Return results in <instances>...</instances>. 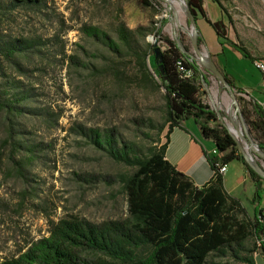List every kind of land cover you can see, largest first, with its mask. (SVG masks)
Masks as SVG:
<instances>
[{"label": "rangeland", "instance_id": "obj_1", "mask_svg": "<svg viewBox=\"0 0 264 264\" xmlns=\"http://www.w3.org/2000/svg\"><path fill=\"white\" fill-rule=\"evenodd\" d=\"M176 1L170 8L161 1L146 6L142 0H36L37 5L0 0V43L21 41L24 45L12 59L0 56V83L20 81L19 90L28 94L21 114H0L4 155L0 263L19 259L33 243L50 238L63 221L93 226L128 222L127 196L119 182L133 170L110 159L79 133L82 129L113 130L123 142L137 144L143 154L165 142V91L153 74V81L143 82L141 59L154 55L155 49L165 51L159 30L163 38L179 39L194 53L191 38L183 30L191 31L185 11L188 0ZM176 15L180 26L174 22ZM121 25L135 33L130 49L114 52L91 37L95 32L119 45ZM197 27L200 35L201 28H206L214 36L204 20L199 19ZM200 49L209 55L203 43ZM224 49L229 73L236 81L247 82L253 97L264 103L261 74L239 53ZM209 82L210 93L202 90V101L220 114L218 125L236 135L227 116L235 112L229 94L220 90L214 76L209 75ZM235 94L250 137L260 147L264 135L252 128V121H258L257 106L264 110V105ZM240 144L250 155L248 143L240 140ZM29 148L35 159L21 170L19 163L30 155ZM252 155L264 167V161ZM235 165H229L228 188L250 207L249 184H243ZM246 246L255 249L254 239ZM209 264L236 262L226 251L211 257Z\"/></svg>", "mask_w": 264, "mask_h": 264}, {"label": "trees", "instance_id": "obj_2", "mask_svg": "<svg viewBox=\"0 0 264 264\" xmlns=\"http://www.w3.org/2000/svg\"><path fill=\"white\" fill-rule=\"evenodd\" d=\"M14 1L37 5L36 0ZM142 1L146 6H151V1L161 4L158 0ZM206 1L188 0L187 3L197 22L204 20L219 38L227 40L223 23L210 20ZM212 1L225 14L220 0ZM139 34L146 35L141 31ZM134 35L121 25L119 45H114L105 36L91 33V37L114 52L130 49ZM157 36L167 45L162 52L163 73L152 54L144 55L141 65L144 67L143 82L153 81L154 75L165 91L164 129L168 128L165 142L143 154L137 144L123 142L113 130L82 129L79 133L110 159L133 170L123 175L119 182L127 196L128 222L93 226L86 222L63 221L50 238L33 243L19 259L0 264H209L211 257L226 251L231 253L236 264H256L255 255L264 256V244L261 247L257 244L264 237L263 211L256 214L257 209L255 215L250 216L242 200L227 193L220 168H227L233 162L243 166L255 186L251 203L255 202L257 208L262 201L264 180L249 167L227 129L218 125L217 114L202 101L201 77L209 86L210 74L192 62L176 41L163 38L160 30ZM201 43L199 39V45ZM22 48L21 41L0 43V56L12 59ZM186 49L189 51L188 47ZM244 56L249 58L247 53ZM223 73L231 84L228 74ZM19 84L20 81L9 80L0 83V114L17 115L24 110L22 104L28 94L19 90ZM255 114L258 121H252V128L264 135L263 108L257 106ZM189 120L199 126L206 139L212 140L217 152L213 157L207 156L212 179L201 188L166 159L172 132ZM15 146L21 148L19 143ZM259 146L264 150V142ZM27 151L30 155L19 163L21 170L35 159L32 148ZM3 157L0 151V165ZM21 170H18L20 175ZM252 239L255 249L246 246Z\"/></svg>", "mask_w": 264, "mask_h": 264}, {"label": "crops", "instance_id": "obj_3", "mask_svg": "<svg viewBox=\"0 0 264 264\" xmlns=\"http://www.w3.org/2000/svg\"><path fill=\"white\" fill-rule=\"evenodd\" d=\"M220 2L225 8V14L217 3H214L212 0H207L209 8L208 15L212 22L223 23L228 38L227 40H222L215 32L214 36H212L204 27L205 29L201 28L202 43L205 45L207 53L212 56L217 67L222 72L224 71L229 74L228 78L234 91L241 93L240 95L252 97L259 104L264 105L261 100L253 97L252 90L246 87V85H248L247 82H242L240 80L236 81L223 62L225 47L228 48L229 53H239L241 58L243 57L245 60L249 61L253 68H255L253 65L255 60H264V0H220ZM244 53H247L249 58H246ZM202 84L204 87L203 90L210 93V85L206 87L203 82ZM213 151L214 146L212 140L206 139L199 126L192 120H189L184 122L181 128H177L172 132L166 159L178 171L185 174L196 187L201 188L207 185L212 179V171L207 161V156L213 157ZM233 163L236 164V170L243 175V184H249L248 191L251 195L248 197V201L250 207L246 206L249 215L254 216L255 210L257 209L256 214H258L259 211H263L264 214V183L261 186L262 201L257 208L255 202H253V204L251 203L256 190L254 184L247 177L243 166L238 162ZM229 165L227 166L226 172L223 174L224 186L228 194L238 198L237 194H235V190L228 188ZM254 258L256 264H264V256L262 254L258 253Z\"/></svg>", "mask_w": 264, "mask_h": 264}, {"label": "water", "instance_id": "obj_4", "mask_svg": "<svg viewBox=\"0 0 264 264\" xmlns=\"http://www.w3.org/2000/svg\"><path fill=\"white\" fill-rule=\"evenodd\" d=\"M158 1L168 4L170 8L172 7L171 0H158ZM180 4L184 8L183 2H180ZM185 11L187 13L188 19L191 24V31H189L186 28H183V30L187 32L191 38V42L194 48V53H191L190 51H188L179 39H176L175 41L178 44L180 50L184 54H186L192 62H196L198 65H200L201 68H203L206 72L214 76L219 81V84L221 86V91L225 90L229 94L230 99L232 100V105L235 108V112L233 116H230L229 112H227L228 113L227 116L229 117L230 122L235 127V131L238 137L233 132H231L229 129L227 131L234 139L235 143L237 144L239 148V151L241 152L244 160L249 165V167L264 180V167L257 160H255L252 155V153H255L258 155V157H260L264 161V152L260 149V147L255 146L253 140L250 137V133L248 131V128L246 126L242 113L240 112L239 103H238V100L236 99L234 88L227 81V79L224 77L221 71L218 69L217 65L214 63L210 55L204 56L202 54V51L199 45V39H201L202 36L199 34L198 27H197V20L194 17L188 3L186 5ZM174 22H176L177 25L180 26L177 15L175 16ZM154 58H155V63L158 66L160 72L163 73L162 66H161L163 54L159 49H155ZM201 78H202V82L204 83V85L208 87V84H206L203 76ZM218 117L221 118L220 114H218ZM239 123L243 127L244 134H242L241 132ZM240 140H244L246 143H248V147L251 153L250 155L244 151L243 147L240 144Z\"/></svg>", "mask_w": 264, "mask_h": 264}, {"label": "built area", "instance_id": "obj_5", "mask_svg": "<svg viewBox=\"0 0 264 264\" xmlns=\"http://www.w3.org/2000/svg\"><path fill=\"white\" fill-rule=\"evenodd\" d=\"M253 65L255 69L261 74L262 79H263V87H264V60H255L253 62ZM217 152L216 150L213 151V155H216ZM227 168L225 166L220 168V173L224 174L226 172ZM264 244V237L261 239V246Z\"/></svg>", "mask_w": 264, "mask_h": 264}, {"label": "bare ground", "instance_id": "obj_6", "mask_svg": "<svg viewBox=\"0 0 264 264\" xmlns=\"http://www.w3.org/2000/svg\"><path fill=\"white\" fill-rule=\"evenodd\" d=\"M172 2L174 3V2H177V1H176V0H173ZM180 5H181V4H180ZM182 9H183V7H182ZM233 131H234V130H232V132H233ZM233 133L235 134V132H233ZM236 136L238 137L237 134H236ZM257 244H258L259 247H261V240L258 241Z\"/></svg>", "mask_w": 264, "mask_h": 264}]
</instances>
